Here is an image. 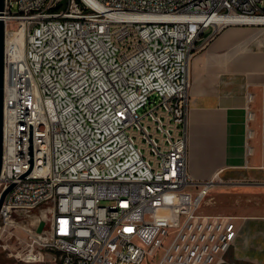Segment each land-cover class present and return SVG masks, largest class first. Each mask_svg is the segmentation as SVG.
Returning <instances> with one entry per match:
<instances>
[{
  "label": "built area",
  "instance_id": "obj_1",
  "mask_svg": "<svg viewBox=\"0 0 264 264\" xmlns=\"http://www.w3.org/2000/svg\"><path fill=\"white\" fill-rule=\"evenodd\" d=\"M263 1L4 0L0 225L29 241L0 249L21 264H226L235 217L202 211L221 178L188 172L190 60Z\"/></svg>",
  "mask_w": 264,
  "mask_h": 264
},
{
  "label": "crops",
  "instance_id": "obj_2",
  "mask_svg": "<svg viewBox=\"0 0 264 264\" xmlns=\"http://www.w3.org/2000/svg\"><path fill=\"white\" fill-rule=\"evenodd\" d=\"M190 77L189 174L201 183L218 173L221 181L209 193L215 203L214 194H263L264 25L224 27L192 55ZM214 204L202 211L235 217L237 235L226 264H264V198L255 205L229 207L232 213L210 211Z\"/></svg>",
  "mask_w": 264,
  "mask_h": 264
},
{
  "label": "rangeland",
  "instance_id": "obj_3",
  "mask_svg": "<svg viewBox=\"0 0 264 264\" xmlns=\"http://www.w3.org/2000/svg\"><path fill=\"white\" fill-rule=\"evenodd\" d=\"M260 6L264 8V1ZM197 50L199 49H196V51ZM152 105H153L152 103L148 104L146 108H149ZM143 111H144V108L139 109L140 113H142ZM214 196H215L217 203H215L212 208H209L210 211H219V212H225V213L231 212L232 213L233 211V209H231L232 207H235L237 209L239 205H242L243 207L247 205L249 206L255 205V201H257L259 197L264 198V193L263 194L251 193L250 196L249 194L247 195L243 193H237V194H234L233 198L231 197H228V198L220 197L219 198L217 194H214ZM248 199H250V201ZM40 212H41V209L36 211L34 216H37ZM33 220L34 219L32 217H29L26 222H22V225H26V227L33 228L36 226V223ZM43 226L42 228H44ZM8 229L10 230L9 231L3 230V224L0 225V236H1L0 241L9 243L10 248L12 249L17 248L16 246H14V243L18 239L23 240V242L29 241V236L27 232L24 230V228L17 226L16 228L9 227ZM17 263L19 262L18 260H16L14 256L9 255L6 251H3L2 249H0V264H17ZM39 264H54V263L51 260H46L44 263H39Z\"/></svg>",
  "mask_w": 264,
  "mask_h": 264
},
{
  "label": "water",
  "instance_id": "obj_4",
  "mask_svg": "<svg viewBox=\"0 0 264 264\" xmlns=\"http://www.w3.org/2000/svg\"><path fill=\"white\" fill-rule=\"evenodd\" d=\"M4 9V0H0V14ZM3 51H4V21L0 19V173L2 168L3 153V86H4V69H3ZM10 185L5 189L0 197V207L7 192L11 189ZM43 223L38 227V231L42 229Z\"/></svg>",
  "mask_w": 264,
  "mask_h": 264
},
{
  "label": "bare ground",
  "instance_id": "obj_5",
  "mask_svg": "<svg viewBox=\"0 0 264 264\" xmlns=\"http://www.w3.org/2000/svg\"><path fill=\"white\" fill-rule=\"evenodd\" d=\"M226 21L232 24L236 23H250V24H263L264 23V17H234L230 16L226 18Z\"/></svg>",
  "mask_w": 264,
  "mask_h": 264
}]
</instances>
